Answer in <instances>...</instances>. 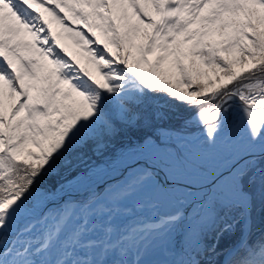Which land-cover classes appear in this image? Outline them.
I'll return each mask as SVG.
<instances>
[{"label":"snow or ice","instance_id":"6c2138e0","mask_svg":"<svg viewBox=\"0 0 264 264\" xmlns=\"http://www.w3.org/2000/svg\"><path fill=\"white\" fill-rule=\"evenodd\" d=\"M64 9L103 34L75 33L102 78ZM142 122L159 143L81 170ZM0 264H264V0H0Z\"/></svg>","mask_w":264,"mask_h":264},{"label":"trees","instance_id":"16d2710c","mask_svg":"<svg viewBox=\"0 0 264 264\" xmlns=\"http://www.w3.org/2000/svg\"><path fill=\"white\" fill-rule=\"evenodd\" d=\"M101 39L103 38V34L101 35ZM109 47L113 50L116 51L115 45H109ZM74 55L75 57L80 61L81 65L83 68H87L89 71L93 72L94 75H96L98 77V75L100 74L99 71L96 69L94 63L89 59V53L88 51L86 53L82 52V50H80L79 48H76L74 51ZM201 79H204L203 77ZM181 88H186L187 86L184 84L180 85ZM186 115L188 114L187 112L185 113ZM159 126V125H157ZM164 126L165 127H169V128H174L180 131H194L196 129H199V127H197L196 125H192L189 126L187 128H179V125L177 124V122L175 121H171V122H164ZM154 136L156 139L159 140V136L156 133V128L155 127H146L144 125V123L142 122L136 129H133L129 132H127L126 134H122L120 136H117L115 138V140L112 142V145L107 148L104 153L102 155H95L91 152L88 153V158L86 159V163H88V161L91 162H96L99 161L101 159H115L117 157L118 151L120 150V148H124V147H130V146H135L136 144H141L147 136ZM31 146V145H30ZM33 147L34 151H39L38 149H35L34 146ZM35 160L34 157L30 158ZM81 169L85 170L86 166L81 165ZM54 181H46L43 185L39 186L44 190H51L52 189V185H53ZM59 187V185H57V188Z\"/></svg>","mask_w":264,"mask_h":264},{"label":"rangeland","instance_id":"374dc122","mask_svg":"<svg viewBox=\"0 0 264 264\" xmlns=\"http://www.w3.org/2000/svg\"><path fill=\"white\" fill-rule=\"evenodd\" d=\"M67 2L69 3H72L73 0H67ZM151 7L149 6L148 7V11L149 13L153 16V18L155 17L153 13H151ZM41 11H44V9H40ZM87 10V9H85ZM65 12L68 13V18L70 20H72V23L74 25H69L68 24V27L72 28V32L69 33L67 31V29L60 24L59 21H57L55 18H53L49 13L45 12L44 15H45V19H47L49 21V26L51 27L52 29V32L54 35H56L57 37V40L59 42V44L67 50V52L71 53V54H74V50L76 48H79L80 50H82V52L86 53L87 50H85V48L83 47V44L80 43V42H77V38L75 36V33L77 31V25L78 24H84V21L81 20L79 17H76V16H73L71 12H68L67 9H64ZM131 9H129V13H131ZM133 21L135 20V17L133 16L132 17ZM155 19V18H154ZM159 19V17H158ZM79 30H82L83 31V28H79ZM84 32V31H83ZM91 32H95L96 33V36H100L102 33L100 32L99 29H92ZM26 39H30V35H26L25 36ZM88 39V37H86ZM89 47H92V45H89ZM149 59H152V57L150 56ZM209 74L212 75V73L209 71ZM5 103L6 105H10L12 103V100L5 96ZM200 135V132L199 131H194L193 134H188L187 137L189 138H195V137H198ZM155 141V140H154ZM156 142V141H155ZM128 150V149H127ZM125 150V151H127ZM88 157H86L87 159ZM104 162H99V163H96L95 165H103ZM105 164V163H104ZM122 177V176H121ZM120 179V178H119ZM118 179V180H119ZM117 180V181H118ZM115 183V182H114ZM113 183L111 182V184L109 183L108 185H105V186H100V188H104V187H107V186H110L112 185Z\"/></svg>","mask_w":264,"mask_h":264},{"label":"bare ground","instance_id":"6f19581e","mask_svg":"<svg viewBox=\"0 0 264 264\" xmlns=\"http://www.w3.org/2000/svg\"><path fill=\"white\" fill-rule=\"evenodd\" d=\"M151 13L154 14L155 19H158L159 15L155 12L154 9H151ZM144 164H145V158L144 157L138 156V155L131 156L130 158L125 159L121 164H119V166L116 168L115 171H112L111 169H109L107 171V174H103L105 177H104L103 182L101 183L100 186H105V185H108L109 183L111 184V182L114 183L119 178L120 179L122 178L121 173L127 174V171L129 169H134V168L140 167ZM123 168H124V170H122ZM116 174L120 175V177L114 178V176ZM96 181L98 183V180H96ZM96 181H95V183H96ZM93 186L95 187L97 185L94 184ZM71 194L73 196L79 197V196L85 195L86 193H85L83 188H77V189H73ZM67 198H68V196H66L64 192H58V194H56L54 196L52 195L51 199L46 202L47 208L48 209L53 208L57 204L62 203V201L64 199H67ZM145 214H147V213H145Z\"/></svg>","mask_w":264,"mask_h":264},{"label":"water","instance_id":"95a60500","mask_svg":"<svg viewBox=\"0 0 264 264\" xmlns=\"http://www.w3.org/2000/svg\"><path fill=\"white\" fill-rule=\"evenodd\" d=\"M122 170H124V168L122 169ZM121 170V171H122ZM104 175L103 174H101L96 180H98V183H97V181H96V183H95V185H101V183L103 182V179H104ZM118 177H120V175H118V174H116L115 176H114V178H118ZM161 180L163 179V174H161V176L159 177Z\"/></svg>","mask_w":264,"mask_h":264}]
</instances>
